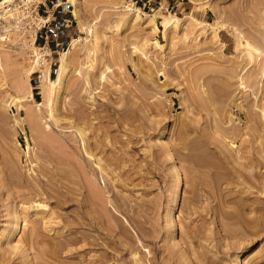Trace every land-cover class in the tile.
<instances>
[{
  "label": "rangeland",
  "instance_id": "1",
  "mask_svg": "<svg viewBox=\"0 0 264 264\" xmlns=\"http://www.w3.org/2000/svg\"><path fill=\"white\" fill-rule=\"evenodd\" d=\"M12 202L0 264H264V0L2 3L0 231Z\"/></svg>",
  "mask_w": 264,
  "mask_h": 264
},
{
  "label": "bare ground",
  "instance_id": "2",
  "mask_svg": "<svg viewBox=\"0 0 264 264\" xmlns=\"http://www.w3.org/2000/svg\"><path fill=\"white\" fill-rule=\"evenodd\" d=\"M6 0H0V5L2 4V3H4ZM139 9L137 8V7H132V15H139ZM73 14H74V16H76V12L75 11H73ZM148 16V15H147ZM174 19H177V17H174ZM197 22H201V21H197ZM203 24H210V23H208V22H203ZM241 35V34H240ZM239 37V36H238ZM75 41V39H73L72 40V42H71V44H73V42ZM242 41H244V40H242ZM246 42V41H245ZM243 44V43H242ZM246 44H248L247 42H246ZM246 46H248V45H246ZM67 52L66 51H63L62 52V55L60 56V58H59V64H58V71H57V73L55 74V76L54 77H50L49 76V69H48V66H41V64H42V55H41V53H40V55H36V61H35V65H34V67L35 68H37L38 69V71L40 72V75H39V83H38V86H39V89H40V93H41V96H42V100L43 99H48L50 96H51V94L53 93V89L55 88V85H57V84H60V83H62L63 82V78L65 77V75H64V73H65V70H66V64H65V54H66ZM43 59H45V58H43ZM45 63V62H44ZM85 67V66H84ZM34 68V69H35ZM34 69H28L27 71H26V75H29L30 73H32L33 71H34ZM84 69H86V67L84 68ZM83 70V69H82ZM87 71H89V70H87ZM94 72V71H93ZM88 72H86L85 73V78L84 79H86V83H88L89 84V82L91 81V83H93L92 82V80H91V78H93L92 76H91V78H90V75H88L87 74ZM102 73V72H101ZM83 75H84V73H83ZM97 76V75H96ZM99 76V75H98ZM101 78H102V76H100ZM95 80V79H94ZM84 81V80H83ZM90 83V84H91ZM96 83V82H95ZM64 85V84H63ZM74 86H75V84H74ZM87 86V85H86ZM89 86H92V85H89ZM68 87V86H67ZM87 88V87H86ZM97 88V87H96ZM90 89H91V87H90ZM92 90V92H93V89H91ZM91 90H88V99L89 98H93V93L91 92ZM71 92V91H70ZM95 93V92H94ZM72 102V101H71ZM41 103L42 102H39V101H36V105H38V106H40L41 105ZM80 106V105H79ZM56 107V106H55ZM58 107V106H57ZM66 107V106H65ZM71 107V106H70ZM78 107V106H77ZM50 108V107H49ZM57 109V108H56ZM72 109V108H71ZM49 110V109H48ZM76 111V110H75ZM74 111V112H75ZM79 112V111H78ZM88 112V111H87ZM64 113V112H63ZM48 117L49 118H52V111H51V108H50V111H48ZM54 116V115H53ZM56 119H57V116H54ZM76 117H77V115H76ZM59 118V117H58ZM78 118V117H77ZM54 118H52V120H53ZM51 120V121H52ZM54 121H55V119H54ZM57 121H58V119H57ZM61 123V122H60ZM63 124V123H62ZM61 124V125H62ZM89 124H91V123H89ZM60 125V126H61ZM66 125V124H65ZM80 125V124H79ZM37 126V124H35V127ZM59 126V127H60ZM70 126V125H69ZM74 126V125H73ZM46 127H48V128H50L49 127V124H47L46 123ZM57 128V127H56ZM74 128V127H73ZM67 129V128H66ZM70 129V128H69ZM80 129V128H79ZM78 129V130H79ZM58 130V129H57ZM62 130V129H61ZM63 131V130H62ZM166 131L164 130V132H162V134H164ZM66 133V132H65ZM162 134H160V135H162ZM70 139H72L71 137H70ZM75 140V139H74ZM72 142V141H71ZM75 143V142H74ZM89 143H87V145H88ZM85 147V146H84ZM88 147V146H87ZM77 149V148H76ZM169 153V152H168ZM85 154V153H84ZM168 157H169V159L172 161V165L171 166H173V168H174V172L177 170V165H176V163H175V159H173L171 156H170V153L168 154ZM74 188V187H73ZM77 189V188H76ZM180 189H181V180H180V176H177L176 177V179H175V183H174V185L172 186V191H171V195H170V200H169V226H170V230H171V232L172 233H174L175 232V223H174V219H173V215H174V210H175V208H176V206H177V202H178V197H179V191H180ZM14 206V207H13ZM11 209L9 210V213L8 214H13L14 216V218L12 219V220H10V224H9V230H6L5 228H2L1 229V231H0V233L4 236V237H8L10 240L7 242V244L8 243H10L11 244V242H15V240L17 239V237H18V235H19V231H20V229H21V227H22V222L21 221H23V220H21V218L17 215V213H16V206H15V204H13V202L11 203ZM23 208V207H22ZM24 210H26L27 208H23ZM85 211V210H84ZM16 214V215H15ZM93 222V221H92ZM34 225V224H33ZM33 227V226H32ZM31 227V228H32ZM34 228V227H33ZM87 243H89V242H87ZM9 244V245H10ZM12 246H13V244H12ZM24 252V251H23ZM30 259H31V257H30ZM30 264H31V262H30ZM237 264H239V260H238V263Z\"/></svg>",
  "mask_w": 264,
  "mask_h": 264
},
{
  "label": "crops",
  "instance_id": "3",
  "mask_svg": "<svg viewBox=\"0 0 264 264\" xmlns=\"http://www.w3.org/2000/svg\"><path fill=\"white\" fill-rule=\"evenodd\" d=\"M43 32L45 34V38L47 39L49 37V34L47 33V30H44ZM40 36H42V35L40 34Z\"/></svg>",
  "mask_w": 264,
  "mask_h": 264
}]
</instances>
